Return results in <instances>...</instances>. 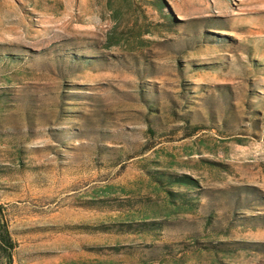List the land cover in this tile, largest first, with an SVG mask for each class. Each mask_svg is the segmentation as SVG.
Returning <instances> with one entry per match:
<instances>
[{
    "label": "rangeland",
    "instance_id": "rangeland-1",
    "mask_svg": "<svg viewBox=\"0 0 264 264\" xmlns=\"http://www.w3.org/2000/svg\"><path fill=\"white\" fill-rule=\"evenodd\" d=\"M0 205L10 264H264V0H0Z\"/></svg>",
    "mask_w": 264,
    "mask_h": 264
},
{
    "label": "trees",
    "instance_id": "trees-1",
    "mask_svg": "<svg viewBox=\"0 0 264 264\" xmlns=\"http://www.w3.org/2000/svg\"><path fill=\"white\" fill-rule=\"evenodd\" d=\"M174 181L181 183H190L193 180L186 175H180ZM12 244L9 240L8 224L5 218L3 208L0 205V264H10V248Z\"/></svg>",
    "mask_w": 264,
    "mask_h": 264
}]
</instances>
